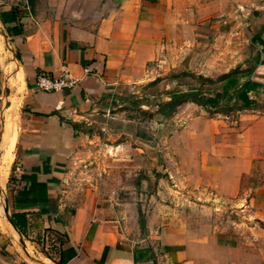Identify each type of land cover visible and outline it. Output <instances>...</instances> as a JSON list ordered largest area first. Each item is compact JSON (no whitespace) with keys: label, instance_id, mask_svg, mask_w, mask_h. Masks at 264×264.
<instances>
[{"label":"crops","instance_id":"0c3cea01","mask_svg":"<svg viewBox=\"0 0 264 264\" xmlns=\"http://www.w3.org/2000/svg\"><path fill=\"white\" fill-rule=\"evenodd\" d=\"M233 22L256 48L239 73L253 89L224 115L176 105L167 151L194 187L251 221L193 227L166 215L134 234L104 199L72 197L80 120L159 56L177 65ZM61 70L72 88L34 87L37 74ZM0 130V264H264V0H0Z\"/></svg>","mask_w":264,"mask_h":264},{"label":"rangeland","instance_id":"374dc122","mask_svg":"<svg viewBox=\"0 0 264 264\" xmlns=\"http://www.w3.org/2000/svg\"><path fill=\"white\" fill-rule=\"evenodd\" d=\"M219 27L216 43L207 32V38H200L177 65L176 57L168 62L159 56L148 64L151 69L146 75L134 84L119 85L100 107L80 120L78 130L83 139L77 148L81 153L68 168L67 188L72 197L94 195L104 199L121 216V224L134 234L143 232L151 220L157 229L160 222L156 220L166 215L193 227L199 223L226 224L238 229L242 221H251L249 212L241 211L243 206H224L213 192L194 187L192 177L177 170L175 155L167 151V147L172 149L167 138L180 124L172 119L173 112L165 116L160 113L165 110L159 109L171 93L194 90L192 99L196 100L200 95L221 92L223 87L226 91L215 108L188 102L208 115H224L240 107L236 96L240 87L232 88L225 79H215L235 71L231 77L239 85V73L255 62L256 48L250 33L234 22ZM258 181L257 175L244 178L243 187Z\"/></svg>","mask_w":264,"mask_h":264},{"label":"trees","instance_id":"16d2710c","mask_svg":"<svg viewBox=\"0 0 264 264\" xmlns=\"http://www.w3.org/2000/svg\"><path fill=\"white\" fill-rule=\"evenodd\" d=\"M244 70H249V69H244ZM225 82H230L232 88L240 87L239 91L237 92V97H239V99H242V96L245 92H247L248 90H252L253 88L251 87H253L254 85L244 81L238 86L236 83H234L235 82L234 78L231 76L227 77L225 79ZM225 91L226 88L223 87L221 92L216 91L212 96L200 95L196 100L192 99V96L196 95L194 90H189L188 92H183V93H171L169 101L159 105L160 110H165V111H160V113L165 116L169 115L170 113L173 112L176 105L185 101H192L206 108H215L218 106V101L219 99H221ZM12 222L15 225V227L18 229V231L22 233L21 225H20L21 221L19 217H17V220H15V217H13Z\"/></svg>","mask_w":264,"mask_h":264},{"label":"built area","instance_id":"2783aa9c","mask_svg":"<svg viewBox=\"0 0 264 264\" xmlns=\"http://www.w3.org/2000/svg\"><path fill=\"white\" fill-rule=\"evenodd\" d=\"M83 73H89L87 67L82 68ZM77 82V79L70 76L67 71L61 70L56 76H48L39 73L34 78V87L44 92L59 91L62 89H70Z\"/></svg>","mask_w":264,"mask_h":264},{"label":"water","instance_id":"95a60500","mask_svg":"<svg viewBox=\"0 0 264 264\" xmlns=\"http://www.w3.org/2000/svg\"><path fill=\"white\" fill-rule=\"evenodd\" d=\"M235 71H229V72H226V73H223L222 75H219L215 80L217 82L223 80V79H226L228 76H230L231 74H233Z\"/></svg>","mask_w":264,"mask_h":264},{"label":"bare ground","instance_id":"6f19581e","mask_svg":"<svg viewBox=\"0 0 264 264\" xmlns=\"http://www.w3.org/2000/svg\"><path fill=\"white\" fill-rule=\"evenodd\" d=\"M0 168H2L1 164H0ZM0 181H1V178H0Z\"/></svg>","mask_w":264,"mask_h":264}]
</instances>
